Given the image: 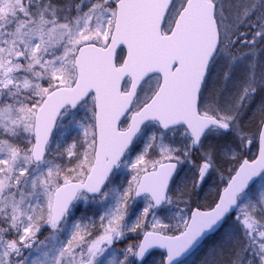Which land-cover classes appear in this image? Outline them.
<instances>
[{"label":"snow or ice","instance_id":"snow-or-ice-1","mask_svg":"<svg viewBox=\"0 0 264 264\" xmlns=\"http://www.w3.org/2000/svg\"><path fill=\"white\" fill-rule=\"evenodd\" d=\"M0 264H264V0H0Z\"/></svg>","mask_w":264,"mask_h":264}]
</instances>
